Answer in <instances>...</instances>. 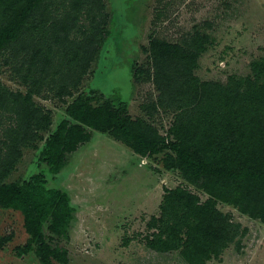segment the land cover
I'll use <instances>...</instances> for the list:
<instances>
[{
    "label": "rangeland",
    "instance_id": "1",
    "mask_svg": "<svg viewBox=\"0 0 264 264\" xmlns=\"http://www.w3.org/2000/svg\"><path fill=\"white\" fill-rule=\"evenodd\" d=\"M102 2L107 20L101 37L96 36L101 41L85 72L74 81L71 95L55 92L61 75L43 79L38 93L31 94L33 103L47 114L48 127L36 133L30 146H20L11 166L2 165L1 157V169L6 171L1 182L22 184L35 178L40 187L65 193L70 218L64 229L55 232L51 216L44 220L41 240L52 250L44 255L37 249L39 242H31L23 251L30 236L23 214L0 207V264H190L179 249L159 252L147 246L158 231L150 225L151 217L160 215L165 189L173 188L197 196L203 208L200 216L206 217L209 211L215 218L212 237L201 242L203 252L198 251L203 264H264V189L250 181L235 188L210 179L208 191L190 184L178 167H170L168 155L174 158L173 151L140 155L131 147L133 140L121 139L111 127L100 131L82 125L88 138L75 150L65 151L57 168L45 160L46 140L62 120L74 123L66 110L79 98L92 108L117 109L119 97L126 103L127 121L141 119L159 136L175 139L171 130L176 120L197 107H181L175 99L177 88H164L165 78L158 77L162 79L158 86L154 83V58L162 68L175 50L154 56L151 42L183 45L193 35L202 37L205 49L192 71L199 82H244L252 77L251 62L264 57V0ZM91 24L82 13L75 30L62 45L54 44L52 52L82 46L83 38L94 33ZM85 25L89 26L83 33ZM2 51L0 84L22 98L30 86L23 77L33 79L37 67L29 57L12 56L7 48ZM9 115L0 108V142L9 141L3 134ZM200 219L197 215L190 218L195 225ZM200 226L207 227V222ZM187 235L184 229L181 239Z\"/></svg>",
    "mask_w": 264,
    "mask_h": 264
},
{
    "label": "trees",
    "instance_id": "2",
    "mask_svg": "<svg viewBox=\"0 0 264 264\" xmlns=\"http://www.w3.org/2000/svg\"><path fill=\"white\" fill-rule=\"evenodd\" d=\"M58 1L0 0V53L7 48L10 55L29 57L37 67L33 79L29 80V75L22 76L30 85L22 98L0 84V108L10 113L7 117L10 124L3 129L9 141L0 142V207H12L23 214L24 226L30 235L23 251L30 248L31 242H39L37 249H42L43 253L39 252L44 255L52 250L49 251L41 240V225L51 216L52 231L64 229L70 218L66 195L40 187L35 178L22 184L1 182L6 173L1 166H11L19 155L20 146H30L36 133L48 127V116L43 108L33 103L31 93H38L39 84L47 76L54 80L58 74L62 82L55 92L59 96L71 95L74 81L85 72L97 51L96 44L101 38L96 36L101 37L107 20L102 0H69L68 6L66 0ZM82 13L84 19L92 23L90 27L94 33L83 38L82 46H72L67 52H52L54 44L62 45L66 36L75 30ZM85 26L83 33L89 25ZM61 31L63 33L59 34ZM203 43L204 39L197 35L183 45L151 42L154 56L160 51L165 55L173 48L175 50L162 68H158L154 58V83L158 86L159 80L165 78L164 88H177L175 99L181 107L192 104L197 107L193 112L190 109L184 111L176 120L175 129L171 130L175 139L159 136L141 119L127 121L124 117L126 103L119 97L117 109L108 105L92 108L86 100L79 98L66 110L74 123L62 120L46 140L47 164L57 168L65 151L75 150L79 142L88 138L82 125L100 131L111 127L121 139L133 140L131 147L140 155L173 151L174 158L168 155L170 167H178L190 184L211 191L210 179L235 188L247 180L263 190L264 57L251 62L252 77L244 82L234 80L233 85L199 82L192 71L198 55L205 49ZM70 81L73 83L68 85ZM197 202V196L181 188L165 189L160 215L151 217L150 225L158 231L147 241V246L159 252L179 249L190 264H203L198 251L203 252L201 242L212 237L215 218L209 211L206 217L200 216L203 208ZM196 215L202 218L197 226L190 220ZM204 221L207 227L201 228ZM184 229L188 235L182 240L180 234Z\"/></svg>",
    "mask_w": 264,
    "mask_h": 264
}]
</instances>
